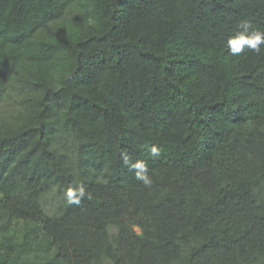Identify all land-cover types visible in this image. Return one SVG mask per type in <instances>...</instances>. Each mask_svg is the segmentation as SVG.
Segmentation results:
<instances>
[{
	"label": "trees",
	"instance_id": "obj_1",
	"mask_svg": "<svg viewBox=\"0 0 264 264\" xmlns=\"http://www.w3.org/2000/svg\"><path fill=\"white\" fill-rule=\"evenodd\" d=\"M243 22L264 29V0H0V264H264Z\"/></svg>",
	"mask_w": 264,
	"mask_h": 264
},
{
	"label": "clouds",
	"instance_id": "obj_2",
	"mask_svg": "<svg viewBox=\"0 0 264 264\" xmlns=\"http://www.w3.org/2000/svg\"><path fill=\"white\" fill-rule=\"evenodd\" d=\"M241 30L237 31L234 36H231L227 41V48L230 55L238 56L249 49L257 54H260L264 48V29L252 28L248 22H243L240 26ZM161 149L157 145L150 148V157L155 160L159 158ZM124 163L129 170L135 172V178L150 187L152 184L151 178L148 176V164L143 159H138L131 162L128 157H125ZM91 199L92 194L87 192L81 184L76 187H70L66 191V200L69 205H79L84 199Z\"/></svg>",
	"mask_w": 264,
	"mask_h": 264
}]
</instances>
